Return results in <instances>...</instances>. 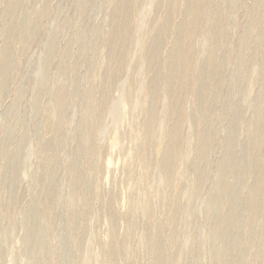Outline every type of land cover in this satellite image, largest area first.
<instances>
[{
  "label": "rangeland",
  "instance_id": "obj_1",
  "mask_svg": "<svg viewBox=\"0 0 264 264\" xmlns=\"http://www.w3.org/2000/svg\"><path fill=\"white\" fill-rule=\"evenodd\" d=\"M0 264H264V0H0Z\"/></svg>",
  "mask_w": 264,
  "mask_h": 264
},
{
  "label": "bare ground",
  "instance_id": "obj_2",
  "mask_svg": "<svg viewBox=\"0 0 264 264\" xmlns=\"http://www.w3.org/2000/svg\"><path fill=\"white\" fill-rule=\"evenodd\" d=\"M115 152V151H114ZM114 158V157H113ZM112 163V162H111ZM108 165V164H107ZM111 165V164H110ZM114 165V164H113ZM108 167H109V165H108ZM115 167H117L116 166V163H115ZM107 170H108V168H107ZM109 171V170H108ZM107 174V173H106ZM109 174V173H108ZM106 176V175H105ZM105 179L107 180V178L105 177Z\"/></svg>",
  "mask_w": 264,
  "mask_h": 264
}]
</instances>
